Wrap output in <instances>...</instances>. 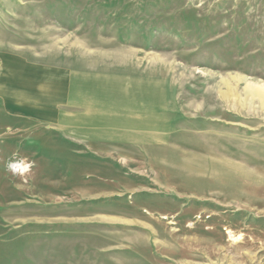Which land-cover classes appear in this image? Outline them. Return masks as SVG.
<instances>
[{
    "label": "rangeland",
    "instance_id": "rangeland-1",
    "mask_svg": "<svg viewBox=\"0 0 264 264\" xmlns=\"http://www.w3.org/2000/svg\"><path fill=\"white\" fill-rule=\"evenodd\" d=\"M0 264H264V0H0Z\"/></svg>",
    "mask_w": 264,
    "mask_h": 264
},
{
    "label": "clouds",
    "instance_id": "clouds-1",
    "mask_svg": "<svg viewBox=\"0 0 264 264\" xmlns=\"http://www.w3.org/2000/svg\"><path fill=\"white\" fill-rule=\"evenodd\" d=\"M31 163L25 157L14 154L13 159L9 161L8 168L13 174L25 173L30 170Z\"/></svg>",
    "mask_w": 264,
    "mask_h": 264
}]
</instances>
